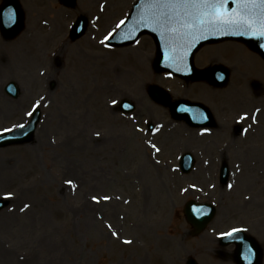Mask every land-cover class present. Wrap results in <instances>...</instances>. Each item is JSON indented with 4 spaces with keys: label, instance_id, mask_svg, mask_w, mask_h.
I'll use <instances>...</instances> for the list:
<instances>
[{
    "label": "rangeland",
    "instance_id": "rangeland-1",
    "mask_svg": "<svg viewBox=\"0 0 264 264\" xmlns=\"http://www.w3.org/2000/svg\"><path fill=\"white\" fill-rule=\"evenodd\" d=\"M134 1L76 0L69 7L19 0L20 30L0 35V131L38 112L25 142L0 146V264H185L188 256L236 264L234 245L217 238L241 225L262 246L264 264V110L246 136L224 127L239 111L264 106V60L236 41L199 50L198 66L223 51L217 61L229 78L217 91L227 92L228 104L219 108L222 99L205 94L206 83L199 90L153 69L149 35L103 44ZM79 15L85 31L71 38ZM9 83L14 97L5 93ZM153 85L171 99L207 103L218 116L215 131L174 126L168 109L149 97ZM233 89L239 92L232 98ZM124 99L134 106L129 113L119 109ZM187 153L190 168L181 173L179 157ZM222 158L231 169L226 187L217 173ZM189 199L218 206L200 233L182 212Z\"/></svg>",
    "mask_w": 264,
    "mask_h": 264
},
{
    "label": "water",
    "instance_id": "water-1",
    "mask_svg": "<svg viewBox=\"0 0 264 264\" xmlns=\"http://www.w3.org/2000/svg\"><path fill=\"white\" fill-rule=\"evenodd\" d=\"M65 5H73L74 0H60ZM11 9L14 13L15 19H17V30L21 23L22 12L18 3V0H3L2 6L0 8L1 14H5L4 11ZM233 9L237 10L239 13L241 11L240 4L237 0H227L223 5V9L227 15ZM206 10H196V9H183V8H169L164 7L155 3V0H140V2L134 7L132 15L127 20V22L122 27V31H125L127 26L132 28L135 34L142 32H149L155 38L158 57L155 60V65L159 70H170L174 73H179L183 77H192V72L190 74L189 70H194L191 64L192 54L197 48L206 42L218 41L222 39H238L247 43L252 49L258 51L264 57V37L252 36L247 34L248 29L241 27L237 24L227 25V24H216V23H204L200 24V19L207 21V16L203 13ZM185 14H192L197 17L195 22V27L192 29H181L178 32H172L171 29L178 27L175 23L169 24L165 19L166 17L170 20L173 17L182 16ZM1 19V18H0ZM3 22H7V16L4 18ZM83 22V18H79ZM5 22V23H6ZM4 25V26H3ZM2 27H5L3 23ZM254 30V29H253ZM135 34L132 36L131 33H126L125 35L118 32L114 37L115 42H123L124 40L133 39ZM188 74V75H187ZM188 107L184 105H179V110H184L192 112L197 107ZM33 121L29 123L28 126L18 128L15 133L21 131L19 137L9 136L2 139V141L14 142L22 141L29 137L32 132ZM14 133V134H15ZM4 144V143H1ZM190 157L186 156L181 162L184 165L183 170L187 171V165L189 164ZM213 207L210 205L197 204L193 201H189L185 204L183 212L186 220L195 228L196 232L204 228L205 224L211 219L213 215ZM237 238L236 242V253L235 260L238 264H259L261 257V250L256 242L250 237L240 236ZM186 264H196L193 259H188Z\"/></svg>",
    "mask_w": 264,
    "mask_h": 264
},
{
    "label": "snow or ice",
    "instance_id": "snow-or-ice-1",
    "mask_svg": "<svg viewBox=\"0 0 264 264\" xmlns=\"http://www.w3.org/2000/svg\"><path fill=\"white\" fill-rule=\"evenodd\" d=\"M226 2L227 0H155V3L159 5L173 9L191 8L196 10H206L203 15L207 16L208 19L207 21L200 19V24H204L206 22L216 24L223 23L227 25L237 24L248 29L249 31L247 34L249 35L264 37V0H237V2L240 4L241 11L238 13L237 10L233 9L227 15L224 11H221V9H223L224 3ZM5 14L9 22L14 19V13L11 9L7 10ZM165 19L169 24L175 23L178 25V27L171 29L172 32H178L181 29L194 28L197 17L193 16L192 14H185L182 16L173 17L170 20L167 17ZM123 23V20L120 21V24ZM119 26L120 25L118 24L117 27ZM111 35L112 33H109V36L105 37V39H108ZM37 104H39V101H37ZM124 106L129 107V105ZM28 115H31V113H28ZM14 127H19L22 129L24 125L21 124ZM4 131H12V129H5ZM204 131H207V129ZM96 135H99V133ZM152 147L155 148L156 146L152 145ZM66 183L72 185L73 181L67 180ZM229 187H231V185H229ZM92 199L94 201H98L100 198L93 196ZM103 199L109 200L111 197L104 196ZM25 207H28V205H25ZM239 231H241V229L233 228L228 233H221L220 235L232 236ZM112 235L115 236L118 234L113 232ZM125 243H130V241H125Z\"/></svg>",
    "mask_w": 264,
    "mask_h": 264
},
{
    "label": "bare ground",
    "instance_id": "bare-ground-1",
    "mask_svg": "<svg viewBox=\"0 0 264 264\" xmlns=\"http://www.w3.org/2000/svg\"><path fill=\"white\" fill-rule=\"evenodd\" d=\"M14 30H15V28H13L12 29V32H14ZM222 48H224V49H226V47L225 46H223ZM216 55H218V56H222V55H224L223 54V51H222V49H217V51H216ZM51 75L53 74V73H55L54 71H52V72H49ZM239 75H240V73H239ZM231 91H233V92H230V96L233 98V96H234V94L235 93H237V92H239V90L238 89H233V90H231ZM225 93H226V96L225 95H223V92L222 93H218V94H216V95H219L220 97H226V99L228 98V94H227V92L225 91ZM231 97H229V98H231ZM236 99V98H235ZM236 101V100H235ZM234 101V102H235ZM172 136V135H171Z\"/></svg>",
    "mask_w": 264,
    "mask_h": 264
},
{
    "label": "flooded vegetation",
    "instance_id": "flooded-vegetation-1",
    "mask_svg": "<svg viewBox=\"0 0 264 264\" xmlns=\"http://www.w3.org/2000/svg\"><path fill=\"white\" fill-rule=\"evenodd\" d=\"M184 125L186 126L185 123H184ZM232 129L234 130V133L236 135H238L242 131V127L240 125H235ZM259 141L264 142V140H261V139Z\"/></svg>",
    "mask_w": 264,
    "mask_h": 264
}]
</instances>
